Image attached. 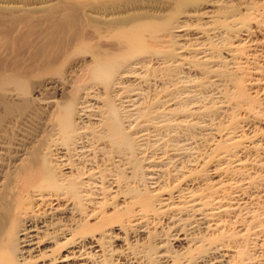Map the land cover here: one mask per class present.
Here are the masks:
<instances>
[{"label":"bare ground","instance_id":"bare-ground-1","mask_svg":"<svg viewBox=\"0 0 264 264\" xmlns=\"http://www.w3.org/2000/svg\"><path fill=\"white\" fill-rule=\"evenodd\" d=\"M238 1L0 0V264H264V0Z\"/></svg>","mask_w":264,"mask_h":264},{"label":"rangeland","instance_id":"rangeland-1","mask_svg":"<svg viewBox=\"0 0 264 264\" xmlns=\"http://www.w3.org/2000/svg\"><path fill=\"white\" fill-rule=\"evenodd\" d=\"M228 2L229 1H231V2H229L230 4H233V5H237V4H239V1L237 2V0H227ZM245 1H247V0H245ZM237 2V3H236ZM152 7H156V8H152ZM152 7H150L152 10H156L157 9V11H159L160 10V12H161V9H162V11H164L165 10V6H163L162 7V5H154V6H152ZM162 7V8H161ZM149 9V8H148ZM159 9V10H158Z\"/></svg>","mask_w":264,"mask_h":264}]
</instances>
